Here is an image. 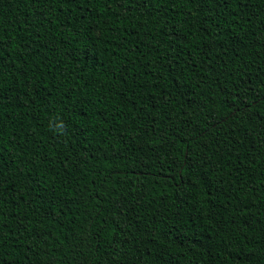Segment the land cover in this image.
Masks as SVG:
<instances>
[{"label": "trees", "instance_id": "1", "mask_svg": "<svg viewBox=\"0 0 264 264\" xmlns=\"http://www.w3.org/2000/svg\"><path fill=\"white\" fill-rule=\"evenodd\" d=\"M0 264H264V0H0Z\"/></svg>", "mask_w": 264, "mask_h": 264}, {"label": "clouds", "instance_id": "2", "mask_svg": "<svg viewBox=\"0 0 264 264\" xmlns=\"http://www.w3.org/2000/svg\"><path fill=\"white\" fill-rule=\"evenodd\" d=\"M54 130L58 133H61L62 130H63V123L62 122H57L55 125H54Z\"/></svg>", "mask_w": 264, "mask_h": 264}]
</instances>
